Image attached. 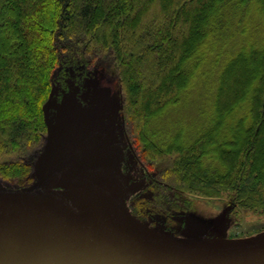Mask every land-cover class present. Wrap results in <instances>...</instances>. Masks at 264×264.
Masks as SVG:
<instances>
[{"label": "trees", "instance_id": "trees-1", "mask_svg": "<svg viewBox=\"0 0 264 264\" xmlns=\"http://www.w3.org/2000/svg\"><path fill=\"white\" fill-rule=\"evenodd\" d=\"M100 63L158 171L135 218L156 222L172 189L264 213V0H0V189H34L52 100Z\"/></svg>", "mask_w": 264, "mask_h": 264}, {"label": "water", "instance_id": "water-1", "mask_svg": "<svg viewBox=\"0 0 264 264\" xmlns=\"http://www.w3.org/2000/svg\"><path fill=\"white\" fill-rule=\"evenodd\" d=\"M46 123L47 146L35 163L38 176L47 185L96 192L112 202L0 190V264H264V233L222 241L171 239L144 230L122 202L121 184L128 176L120 172L115 132L95 123L97 142L91 149L84 132L66 135L48 117ZM95 160L101 181L90 180Z\"/></svg>", "mask_w": 264, "mask_h": 264}, {"label": "rangeland", "instance_id": "rangeland-1", "mask_svg": "<svg viewBox=\"0 0 264 264\" xmlns=\"http://www.w3.org/2000/svg\"><path fill=\"white\" fill-rule=\"evenodd\" d=\"M243 59L239 61L242 62ZM238 61V62H239ZM83 85L82 95H66L62 101L51 102L53 108L49 113L48 121L56 124L61 133L71 134L80 130L84 132L91 144V149L96 146L97 127L112 129L118 139V148L121 152L119 159L120 172L128 176V182L122 185V202L129 215L137 224L149 233L171 239H211L222 241L248 240L264 233V213L256 209H247L235 205L227 200L226 195L219 197H208L201 194L176 191L172 189L168 192L167 198L157 201L155 211L160 215L156 217V222L147 218H135L128 209L130 199L133 197H152L153 192L149 186L153 185L156 171L147 173L145 164L138 158L132 147L123 125L122 97L121 89L118 86L117 77L108 66L100 63L89 74ZM229 86L232 84L229 82ZM75 92V91H74ZM237 112L230 116L229 121H233ZM229 134L231 133L228 130ZM87 140V141H88ZM94 145V146H93ZM47 143L36 154L32 162L31 176L34 178V189L19 190L2 187L1 191H7L17 195H26L30 192L46 191L52 194L85 196L112 202L111 198H103L96 192H79L47 185L43 178L38 176L35 163L44 153ZM102 147L99 145V152ZM97 151L93 150L95 156ZM97 159H98V155ZM96 161L97 168L93 172L90 180L101 181L99 172L100 162ZM158 173V171H157ZM32 180V181H33ZM161 184H164L160 180ZM152 183V184H151ZM162 186V185H161ZM160 189V188H159ZM157 189V193L159 192ZM162 218L160 220L157 219ZM157 223V224H155Z\"/></svg>", "mask_w": 264, "mask_h": 264}]
</instances>
